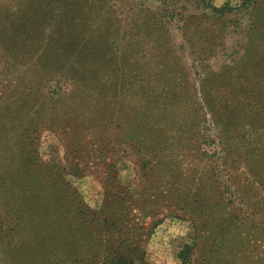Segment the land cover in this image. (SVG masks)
<instances>
[{
	"label": "rangeland",
	"instance_id": "1",
	"mask_svg": "<svg viewBox=\"0 0 264 264\" xmlns=\"http://www.w3.org/2000/svg\"><path fill=\"white\" fill-rule=\"evenodd\" d=\"M162 2L117 0L115 29L99 39L107 50L89 60L70 57L72 67L49 68L41 65L47 56L0 48V216L11 206L2 198L21 194L19 180L29 183L24 194L39 193L36 184L51 182L54 172L90 208L101 201L105 172L135 186L138 138L171 150L164 190L173 181L182 196L174 202L163 192L159 222L143 244L145 261L180 264L182 246L194 247L195 222L199 246L223 248L220 264H264V46L241 58L248 14L241 0L209 1L229 9L200 22L204 42L194 36V18L187 20L194 0ZM168 7L182 8L183 20L162 13ZM64 82L77 85L67 124L46 94L48 85ZM70 130L66 155L62 131ZM194 194L206 203L201 213ZM1 225L6 264L9 237Z\"/></svg>",
	"mask_w": 264,
	"mask_h": 264
},
{
	"label": "trees",
	"instance_id": "2",
	"mask_svg": "<svg viewBox=\"0 0 264 264\" xmlns=\"http://www.w3.org/2000/svg\"><path fill=\"white\" fill-rule=\"evenodd\" d=\"M167 1L172 3L175 0H163L162 4ZM209 1L194 0L196 13L187 17V20L194 18V36L202 42L205 41V34L199 27L200 22H206L216 15L222 16L224 10L229 9L227 5L222 8L211 7ZM116 2L0 0V48L7 53L30 51L37 53V57L47 56L41 65L49 68L72 67V61L68 59L70 57L80 60H89L91 56L95 58L99 50H107L106 43L99 39L107 40L115 29ZM240 7L248 9L241 57L248 60L256 57L264 46V0H241ZM200 8L203 9L201 13ZM204 9H208L209 13ZM162 11L177 21L184 18L181 16L184 11L182 8L175 11L168 7L167 11ZM103 35L106 37L103 38ZM242 66L246 64L242 63ZM240 68L241 63L233 70L239 72ZM76 89L77 85L73 82L53 83L46 88L47 100L52 102L54 109L61 111L64 124L69 122L67 112ZM70 131H62L66 155L71 146L73 131ZM160 147L153 149L137 138L132 145V151L140 161L136 185H121L113 171L103 173L100 182L102 198L95 208H90L82 201L60 177L61 173L54 172L51 182L43 180L36 184L35 190L39 193L30 195L24 194L30 189L29 183L19 180L17 187L21 194L2 198L11 204L0 216L1 226L5 228L3 231L8 233L5 237H9L2 252L5 263L148 264L144 259L143 244L159 222L163 192H169L170 195L166 196L174 202L181 201L179 198L182 197L179 194L180 187L173 181L171 187L164 190L163 175L166 173L163 160L168 158L166 155L171 150ZM173 176L172 180L178 177L177 174ZM47 183L51 184V189ZM194 197L197 199L194 210L201 213L206 203L199 194H194ZM192 223L194 247L182 246L177 253L179 263L220 264L225 261L222 258L224 250L220 246L201 247L197 240L195 242L198 232L195 222ZM215 224L216 221H213V228ZM14 234L18 238L16 242L11 239ZM236 234L231 232V236ZM1 235L0 239L4 237Z\"/></svg>",
	"mask_w": 264,
	"mask_h": 264
}]
</instances>
